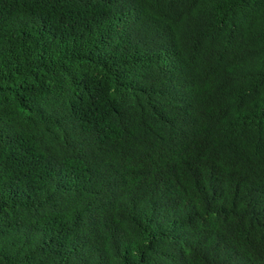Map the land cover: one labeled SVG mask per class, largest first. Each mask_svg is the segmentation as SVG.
Segmentation results:
<instances>
[{
	"label": "trees",
	"instance_id": "trees-1",
	"mask_svg": "<svg viewBox=\"0 0 264 264\" xmlns=\"http://www.w3.org/2000/svg\"><path fill=\"white\" fill-rule=\"evenodd\" d=\"M0 264H264V0H0Z\"/></svg>",
	"mask_w": 264,
	"mask_h": 264
}]
</instances>
